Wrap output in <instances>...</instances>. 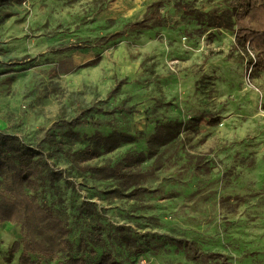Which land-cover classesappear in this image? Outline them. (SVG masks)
Segmentation results:
<instances>
[{"label":"rangeland","instance_id":"obj_1","mask_svg":"<svg viewBox=\"0 0 264 264\" xmlns=\"http://www.w3.org/2000/svg\"><path fill=\"white\" fill-rule=\"evenodd\" d=\"M237 1L0 0V132L55 173L35 195L72 243L34 264L105 251L121 264H200L178 239L264 264V72L235 45ZM142 19L147 29L113 38ZM174 122L149 157L148 138ZM110 132L132 139L104 152ZM87 147L100 153L81 162ZM20 239L0 224V264H19L5 258Z\"/></svg>","mask_w":264,"mask_h":264},{"label":"trees","instance_id":"obj_2","mask_svg":"<svg viewBox=\"0 0 264 264\" xmlns=\"http://www.w3.org/2000/svg\"><path fill=\"white\" fill-rule=\"evenodd\" d=\"M212 24L221 26L220 17L211 16ZM234 39L248 57L251 71L264 72V0H238L234 10ZM147 19L128 23L123 31L113 35L118 37L124 32H135L148 28ZM115 87L113 90H116ZM177 123H166L156 127L155 133L147 140V155H155L158 147L165 145L175 137ZM131 135L124 132H110L100 138L104 152H110L121 143H128ZM100 151L85 148L76 154H81V162L95 158ZM84 169L86 167H83ZM109 172L118 173L117 169ZM55 173L43 159L24 145L17 137L0 132V224L8 223L19 227L21 239L8 248L6 263L19 253V264H34V257L55 259L60 255L69 254L72 243L69 239L70 230L51 207L39 203L36 190L42 187L47 178ZM177 250L195 263L232 264L227 258L216 252H203L194 242L186 239L175 241ZM142 251L141 247L138 252ZM61 264H121L109 252H103L100 257L89 262L83 255H67Z\"/></svg>","mask_w":264,"mask_h":264},{"label":"bare ground","instance_id":"obj_3","mask_svg":"<svg viewBox=\"0 0 264 264\" xmlns=\"http://www.w3.org/2000/svg\"><path fill=\"white\" fill-rule=\"evenodd\" d=\"M7 224V223H6Z\"/></svg>","mask_w":264,"mask_h":264}]
</instances>
